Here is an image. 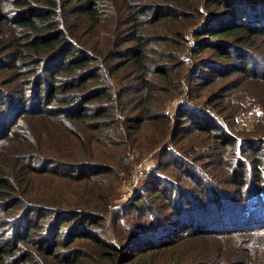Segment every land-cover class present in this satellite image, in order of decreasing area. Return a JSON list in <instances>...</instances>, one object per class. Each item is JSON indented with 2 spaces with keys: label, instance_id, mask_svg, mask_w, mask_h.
<instances>
[{
  "label": "trees",
  "instance_id": "trees-1",
  "mask_svg": "<svg viewBox=\"0 0 264 264\" xmlns=\"http://www.w3.org/2000/svg\"><path fill=\"white\" fill-rule=\"evenodd\" d=\"M245 6L264 0H0V108L21 107L6 142L0 124V264H216L215 228L179 231L227 207L214 219L264 234L263 194L236 211L235 178L264 161V24L222 25ZM149 158L114 209L116 182Z\"/></svg>",
  "mask_w": 264,
  "mask_h": 264
},
{
  "label": "rangeland",
  "instance_id": "rangeland-1",
  "mask_svg": "<svg viewBox=\"0 0 264 264\" xmlns=\"http://www.w3.org/2000/svg\"><path fill=\"white\" fill-rule=\"evenodd\" d=\"M244 17L245 21L244 22H248L251 24H256L258 27H260L261 25L264 24V10L263 12H261V10L259 9L258 11H251L247 6L245 7H236V14L235 16L230 19L227 20L225 22L222 23L223 26L229 24V23H237L240 21V18ZM259 47V46H258ZM232 54L233 53H237L234 51H231ZM239 56V53H237ZM241 62L247 61L246 63V68H251L252 71H255V69L258 66V62L252 58L251 59H246L243 56H239ZM238 61V59H237ZM223 62V61H220ZM236 61L232 60L229 61L230 64L235 63ZM262 62V61H261ZM225 63V62H223ZM238 65L244 66L242 65L239 61L237 62ZM254 66V67H253ZM264 66V65H263ZM221 69V66H218ZM261 72V70H257V72ZM264 72V70H262ZM200 74L202 73V69H200ZM236 77L238 78H242L243 77V73L242 72H238L236 74ZM199 79H197L198 81ZM231 80H228V83H230ZM231 84V83H230ZM249 86H247L244 94L246 93L247 89ZM44 88V87H43ZM243 94V95H244ZM7 102H10L11 105H8L6 110L3 106H1V110H0V124L3 128L1 129L5 130L3 132V134L5 135V142L8 141L9 135H10V130L7 129L6 127H8L9 125H11V122L15 120V118L17 119V113L19 112V110L21 109L20 104L15 102L14 100H9ZM175 101H173L170 104L171 108H175ZM247 108L245 105L243 107L240 108V112L237 114L236 116V127L240 130H245L246 132H248L251 128L252 125L255 122V119L257 117L256 111H251L248 112ZM9 111V112H7ZM250 111V110H249ZM7 112V113H6ZM229 122V118L228 121ZM7 129V130H6ZM2 135V136H4ZM261 135V134H259ZM1 141H3L2 138H0V143ZM247 141H239L237 143L239 149H243L245 150L246 145H247ZM237 145L235 146V149L238 150ZM198 146V145H197ZM207 148L206 142H204L203 145L199 144V150L202 152L203 150H205ZM228 150H230L229 147L225 148L224 151L228 152ZM226 158V156H224ZM189 158V157H187ZM150 159V158H149ZM219 159V158H217ZM143 165H137L134 171V174H131V177L127 180V181H118L116 182V187H117V194L119 195V197L116 198V206H114V209L119 208L121 206H125L126 204H128L131 200V198H134V196L136 195V193L138 192V190H140V188H143L146 182L148 181V176H146L147 172L152 169V161L147 160L146 162H143ZM168 173L174 178L177 176V173L174 170H170L168 171ZM194 174H196L194 172ZM239 177L235 178V182L238 185L237 188V192L239 195H242V197L245 198L246 203L244 204L243 207H241L240 209L236 210L238 211V213L240 214L239 218L243 217V214L248 210L251 202L253 199L255 198H260L262 194L264 195V161L261 162L260 167H257V170L252 171L250 173H248L246 170L245 172H239ZM250 175V178L248 177ZM244 176V177H243ZM213 181V180H212ZM214 183H216L217 185L220 184V182L218 181H213ZM223 188H228V184L227 181H225V184L221 185ZM197 192L200 193V191L197 188H194ZM182 190V189H180ZM119 191H121V193H119ZM178 195L181 194V198L182 200L186 199L189 197V195L185 194L186 192L182 191H178L177 192ZM216 194H218V191L216 192ZM236 194V193H235ZM237 195V194H236ZM254 207H258V208H263L264 205H255ZM228 210H234L231 207H227ZM228 210H223V211H216V212H211V211H204V212H197L195 213L193 216H195L196 220L188 225L185 224L184 226L180 227V231L179 233L182 232H187L190 230H197V231H202V232H208V231H213V228L216 229V231L218 232L216 235L218 236V240L216 241V244L218 246V248L215 250L212 248V252L215 255L214 256V260L217 261L216 264H222L227 262V260L229 259L232 263L237 262L238 260H240L239 258H236L234 256L241 254L244 255L246 252L250 253L252 255L251 257V264H264V234L263 235H256V234H250L249 232L247 233V235L249 236H243L244 231L242 230H234L235 227L238 228H243L244 224H240L239 222L236 223L235 227L233 228H229L225 226V223H223L221 221V218L219 220H215L213 217V214L216 213L217 215H224L227 213ZM228 220V219H227ZM237 222V221H236ZM175 232V231H174ZM220 232H224L223 234H219ZM228 232H232V233H236L235 235L228 233ZM169 238H172V236H170ZM241 239L243 240V244L246 247L245 251H241V247H240V241ZM239 241V243H238ZM185 245L183 243L180 244ZM178 246V247H181ZM184 250L183 249H179L178 254L183 253ZM162 256L158 257L156 259V261H160ZM243 262V264H247L244 260H240ZM161 262H157V264H160Z\"/></svg>",
  "mask_w": 264,
  "mask_h": 264
}]
</instances>
